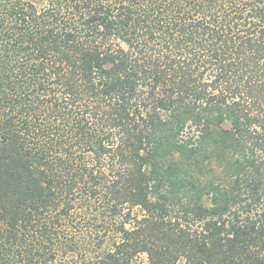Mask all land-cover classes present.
Returning <instances> with one entry per match:
<instances>
[{
    "label": "trees",
    "instance_id": "obj_1",
    "mask_svg": "<svg viewBox=\"0 0 264 264\" xmlns=\"http://www.w3.org/2000/svg\"><path fill=\"white\" fill-rule=\"evenodd\" d=\"M264 264V0H0V264Z\"/></svg>",
    "mask_w": 264,
    "mask_h": 264
},
{
    "label": "rangeland",
    "instance_id": "obj_2",
    "mask_svg": "<svg viewBox=\"0 0 264 264\" xmlns=\"http://www.w3.org/2000/svg\"><path fill=\"white\" fill-rule=\"evenodd\" d=\"M140 259L141 260H139L138 263L145 264V262H146L145 256H141Z\"/></svg>",
    "mask_w": 264,
    "mask_h": 264
}]
</instances>
